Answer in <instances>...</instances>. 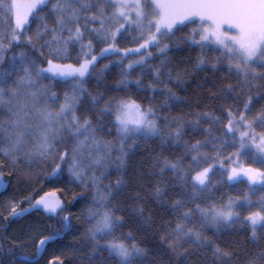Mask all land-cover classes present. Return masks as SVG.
Wrapping results in <instances>:
<instances>
[{
  "label": "snow or ice",
  "instance_id": "6c2138e0",
  "mask_svg": "<svg viewBox=\"0 0 264 264\" xmlns=\"http://www.w3.org/2000/svg\"><path fill=\"white\" fill-rule=\"evenodd\" d=\"M190 24L197 26L184 33ZM129 37L137 46L120 47ZM94 42L103 45L98 53ZM194 47L200 49L194 62L176 55ZM77 48L76 63L61 62ZM210 50L220 55L209 57ZM224 61L235 83L207 87L206 76L193 95L178 94ZM112 65L120 68L116 90L135 86L162 99L144 105L112 94L105 76ZM136 68L141 75L132 80ZM93 78L95 90L86 86ZM58 86L65 87L62 99L53 90ZM205 92L222 102L227 123L198 110ZM178 105L190 110L174 112ZM0 111V155L21 178L60 182L66 170L67 181L84 189L69 203L92 197L90 226L75 247L63 243L74 225L54 193L34 202L26 197L28 207L11 204L6 221L43 211L60 226L50 234L29 226L24 240L0 234V264H206L209 253L212 264H264V195L252 199L264 191V132L255 131L264 127V0H0ZM197 132L204 138L195 139ZM227 137L236 150L224 156ZM169 147L182 154L165 155ZM140 150L146 156L130 171ZM245 153L261 167L242 162ZM218 169L215 183L246 182L248 192L209 202L205 193L215 187ZM245 206L246 215L239 210ZM229 231L248 235L221 246L217 240ZM49 245L57 247L50 252Z\"/></svg>",
  "mask_w": 264,
  "mask_h": 264
},
{
  "label": "trees",
  "instance_id": "16d2710c",
  "mask_svg": "<svg viewBox=\"0 0 264 264\" xmlns=\"http://www.w3.org/2000/svg\"><path fill=\"white\" fill-rule=\"evenodd\" d=\"M197 25L190 24L187 28H185L183 31L184 33L190 32L192 27H195ZM36 25H32V29L35 30ZM181 33H178V35ZM132 35H136V33H132ZM96 53L99 52L100 47H103V45L98 44L96 42ZM136 43L133 42L131 37L127 39H121L120 40V47H128L133 48L136 47ZM19 48H15L13 51H19ZM153 54L155 55L156 49L152 48L150 49ZM76 51H78V48L72 52V59H69L67 61H61L62 63H76L75 56ZM200 53L199 48H191V49H185L179 53H176L178 57L184 58L186 61H192L194 62L196 56ZM12 53H8V55H11ZM95 54V53H94ZM207 55L209 57H216L220 55V52L215 50H210L207 52ZM138 56H131L129 59L137 58ZM109 59L116 60L118 57H110ZM127 60L124 61L125 64H127ZM108 63V60H101L100 66L103 64ZM149 63L158 64L159 60H151ZM46 66V65H45ZM219 71H217L215 74H213L211 71L201 72L199 76L194 77L193 82L191 83V86L188 88L187 92L181 91L177 89L178 94L181 96L184 95H193V89L195 88V82L199 80H203L206 76L209 81L207 87L211 86V82L215 81L217 83L224 82V83H235L236 77L234 73L230 74L228 72L227 68V62L224 61L220 65H218ZM141 75L140 68H136L134 72H132L131 76L129 77L132 80H135L138 76ZM105 76L107 78V83L111 86H113L112 94L124 96V95H131L134 99L137 100V102L142 103L144 105H147L149 102H159L162 97L159 93H153L150 90L145 89L144 91H137L135 86L130 87V89L125 92L123 89L116 90L115 89V81L120 79V68L116 65H112L110 70L105 73ZM145 83L148 82V80L151 79V76L145 73L144 75ZM47 83V81H45ZM86 86L91 89L95 90L96 88V81L95 79H89L87 81ZM54 91H57L61 99L63 98V92L65 90L64 86H58L53 89ZM153 97L155 99L153 100ZM220 103L217 101H212L208 98L207 93H204V101L201 107L198 109L199 111H212L215 115L221 116L222 119L224 117V113L222 109L220 108ZM228 103H231V100L228 101ZM204 105H208V107H204ZM183 108V111L187 112L190 109L181 105H178L173 111H179ZM257 110L259 108V105L256 106ZM4 116V113L0 111V119H2ZM223 123H227L226 119H223ZM111 126V125H109ZM208 122L206 121L203 125V127H207ZM214 127L217 129V131L214 133L215 135H221L222 129L220 125H214ZM255 131L260 133L264 132V127H256ZM115 136V130L113 129L112 135L107 137L108 139H112ZM195 139H203L204 135L202 132H197L194 134ZM239 135L237 134V138ZM229 143L224 146L223 149V155L227 156L230 153L234 152L236 149L231 146V137H227ZM150 144H158V141L149 142ZM158 150V149H157ZM207 151H212L211 147L206 149ZM182 149L180 148H174L169 147L165 151V155H168L169 157L174 158L175 156H179L182 154ZM142 156H146V153L143 150H140L136 153V155L132 158L130 161V171H135L138 165V162L140 161V158ZM242 162L246 164H250L253 167H261V165L254 161L249 153H245L244 156L241 157ZM187 163V161H186ZM146 167V166H145ZM66 168V166H65ZM50 171V169H49ZM12 173V175H9V173ZM0 173H3V180L6 184L5 188H0V234H5L9 238H12L13 236L17 237L19 240L27 239L26 233L29 232V226H31V230L34 234L39 233L44 228H48L49 231H46L44 234H50L51 229L58 228L60 225L58 223V218L55 216H48L43 211H33L29 215L19 219V220H12L10 217L6 221L5 217H8V214L10 212V205L13 203L18 204L20 207H26L28 206V200H26V197L31 196L32 200H34L37 196L42 194L44 191H47L49 189H52L56 192L57 197L61 199L64 202L65 209L62 215H71L72 216V224L74 225L72 234L67 235L66 239L63 241L66 245H71L73 247L77 246V242L79 238L85 233L86 229L90 226L89 221L87 218V208L89 204L91 203V194L89 193L87 195L86 200H76L72 203H69V201H72L73 199V193H81L84 191L82 187H79L76 185V183H69L67 181V172L65 170L64 176L65 180H62L60 182H49L45 180L43 177L40 178V180H24L21 178L18 173L15 172L13 165L3 156L0 155ZM222 173L219 171V169L214 173L212 179L214 183L216 181H219L221 179ZM115 174L111 177V179H115ZM105 183H108L106 180ZM248 192V186L246 182H239V183H227V182H221V183H215V187L212 189L210 193H205V198L209 202H215V203H226L229 197H243L245 193ZM264 195V191H257L256 195L252 197L253 201L255 202L259 196ZM155 208V205L152 206ZM255 203L253 204V208H255ZM242 214H247V207H242L239 209ZM120 213H118L119 215ZM129 228L123 229V231H128ZM206 235L212 236L213 233L211 231L207 232ZM247 232H236V231H229L223 233L220 238L217 240V243H220L221 246H227L233 243V241H245V238L247 237ZM246 246L249 248V250L254 249V246L251 244V242H246ZM56 245H49V251L52 252L56 249ZM31 250V249H30ZM56 255H60V252H55ZM50 259L51 257H47ZM193 259H197V257H193ZM41 264H44V261L41 262ZM72 264H78L76 261H72ZM206 264H212L210 253H209V260L206 262Z\"/></svg>",
  "mask_w": 264,
  "mask_h": 264
},
{
  "label": "rangeland",
  "instance_id": "374dc122",
  "mask_svg": "<svg viewBox=\"0 0 264 264\" xmlns=\"http://www.w3.org/2000/svg\"><path fill=\"white\" fill-rule=\"evenodd\" d=\"M138 58H139V57L134 58V59H138ZM134 59H133V60H134ZM257 133H258V132H257ZM237 134L239 135V133H237ZM45 192L54 193V197H53V198L57 197L56 192H55L54 190H52V189H49V190H47V191H44L42 194H40L39 196H37L35 199H38L40 196L44 195ZM35 199H34V200H35ZM34 200H33V202H34ZM26 207H28V206H26Z\"/></svg>",
  "mask_w": 264,
  "mask_h": 264
}]
</instances>
